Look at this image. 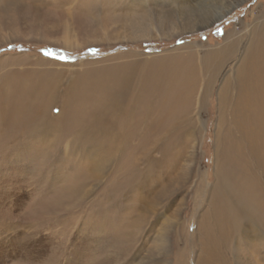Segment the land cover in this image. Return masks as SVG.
I'll return each mask as SVG.
<instances>
[{
  "label": "rangeland",
  "instance_id": "rangeland-1",
  "mask_svg": "<svg viewBox=\"0 0 264 264\" xmlns=\"http://www.w3.org/2000/svg\"><path fill=\"white\" fill-rule=\"evenodd\" d=\"M186 1L72 0L58 9L55 0H0L16 22L24 18L14 28L0 21V264H264V231L258 239L244 230L225 237L204 230L214 222L206 213L216 182L219 93L264 22V0H227L232 8L226 0H189L203 11L230 9L192 30L179 14ZM47 15L52 22L29 27ZM56 24L60 31L49 34ZM230 46L215 76L202 69L204 59ZM192 57L195 65L187 66L202 80L192 106L186 98L162 104V95L151 102L139 94L146 81L153 91L165 83L174 61ZM103 84L138 94L141 104L126 111L125 91L108 113ZM186 138L193 148L175 157L180 164L174 160L180 177L187 169L186 181L172 172L175 181L157 202L141 195L139 171L117 172L122 158L145 169L148 140ZM157 142L151 155L160 179ZM112 146L119 155L105 152ZM130 181L139 184L125 189Z\"/></svg>",
  "mask_w": 264,
  "mask_h": 264
},
{
  "label": "bare ground",
  "instance_id": "bare-ground-1",
  "mask_svg": "<svg viewBox=\"0 0 264 264\" xmlns=\"http://www.w3.org/2000/svg\"><path fill=\"white\" fill-rule=\"evenodd\" d=\"M208 1L217 2L218 0H206V2ZM7 2L9 3V1H6V3ZM71 2L72 0H70L68 3H66L64 0H55V3L58 4L56 6L54 2L53 4L55 7L59 9L62 5L70 4ZM183 3L186 4L181 3L179 14L181 16L183 15L182 17L185 19V24L190 26L191 30L195 29L196 26L199 28L201 25H205L206 23H210L214 20H218L219 18H222L226 14V12L230 10V9L225 10V8L221 7L218 10L213 8H207L208 9L207 11L206 9L205 11H203V9L201 8L203 7V5L202 6L194 5L190 3L189 0ZM202 3L204 2L202 1ZM228 3L226 0V4ZM229 4L231 5V8L236 6V4L233 3H229ZM75 9H79V8H76L75 6ZM20 16L21 15L17 17ZM39 17L41 19H38ZM21 19L24 18H20V19L18 18V20ZM18 20L16 22V18L12 17V15L8 10L4 8H0V21L2 22L5 21L7 22L6 24L8 26L13 27L19 23ZM47 22H52L51 15L37 16V19H35L32 22H29L30 26L29 25L28 26L31 28L41 29V27H43V25ZM101 22L104 27L105 23L103 21ZM101 22L99 21V23ZM128 25L134 27L135 24L129 23ZM257 25L255 31L253 32V36L250 40L251 41L250 45L245 52V56L243 57L242 62L240 63L239 69L236 72L235 77L233 78L234 80L226 81L224 88H222L221 92L219 93V98H220V105L218 111L219 119H218L217 132H216L217 138L215 142V149L217 153L216 155L217 164L215 168L216 182L213 186V190H212L213 192L211 194V200H210L211 205L209 208L210 210L206 213V217L211 218V220H213L214 222L212 223V225L204 226V230L205 228L207 230L209 229L208 232H210V234H213V232H221L223 236L224 235L226 236L228 234L231 235V233L234 232V230L237 231L244 230L246 231L247 234L253 232L254 237L259 239V236L262 234V231H264V22L262 23L258 22ZM96 26L97 25L94 26L95 32L99 31V28H97ZM59 31H60V27H58L56 24V26L53 25L51 26V30L48 31V33L52 34V33H57ZM230 37L231 34L228 33L224 38L225 40L228 41ZM232 50H233V46H230V49L227 48L226 50H222L220 54L210 55L209 57L204 59L205 63L202 69L210 73L212 76H215L217 70H219L218 68L223 63V60H225V58L229 54L230 55L232 54ZM174 62H176L177 65L171 66L169 64L170 69H168L169 72H167L166 74L168 76L166 78L163 77L162 79L165 81V83L157 84L156 87L154 86L155 91H153L151 88L149 89V85H147V81H146L144 82L145 86H143L142 89L143 92L139 94L140 95L143 94L146 97L148 96V99H150L151 102L154 100L152 99V97L155 98L156 96L159 97V95H162L165 98L163 100H159V103L162 104L167 103V100L169 102L171 100L169 97L171 96H174L178 99L186 98L188 100L186 105L192 106L195 101V93L200 87V82L202 81L200 80L201 78H200L199 69L197 70L196 66H194L195 60L193 59V57L190 59L183 58V60H177ZM189 62H193L194 65L187 66ZM166 64L168 65V63ZM124 82L126 87L127 84L128 86L130 85L129 82L128 83L126 81ZM209 85L210 84L207 83L206 81L201 100L205 99V96L208 93ZM102 86L103 87L101 89V92L102 94H104V97L106 98L104 99L105 100L104 107L105 110L108 113H110V108L115 109L119 107L121 101L119 100L120 99L119 97L122 96L121 94L125 95L127 91L125 90L126 92L124 91L125 92L124 93L121 89V86L119 85H118V89L112 86L109 88V90L107 89L106 84H103ZM183 90L185 92L181 93ZM165 94H167L168 97ZM127 95L130 94L127 93ZM136 95L135 96L130 95L131 98L129 99L130 105H128L129 108L127 107L126 111L128 110L133 111L135 110V105L138 106L141 104V101L137 99ZM108 96L111 98L109 99ZM156 101L157 100H155L154 102ZM153 134L155 133L153 132ZM189 134H193V129ZM188 139L189 138H186L185 141L166 139V140H156V141L148 140V142H145L146 146L144 148L142 146V148L145 151L144 150L142 151L143 154L141 156L142 158L140 159L141 161H144L140 166H143V164L146 165L145 169L143 170H141V168L138 170L136 167L131 166L129 164L130 162L129 160L131 159L127 160L122 158L123 159L122 160L120 158L121 160L119 161V165L118 166L115 165L118 168L117 172L118 171L121 172L128 169V171L130 170L128 174H133V176L137 173V171H139L140 174H142V179L140 180L141 183L140 184L138 183L139 185L135 184L137 177L139 178L138 176L139 174H138L134 179L135 182L133 181L125 182L124 188L130 190L131 187L134 188V186L138 185V188L141 187L140 189L142 192L141 195H143L146 198L145 199L146 201L147 200L150 202L159 201L158 199L166 195V192L164 193L163 190H167L168 184L169 183L171 184L170 181L172 182L175 181L173 180V178L170 179V176L172 172L175 171L174 169L177 168L178 164H180L181 162L176 160L175 157L179 155V153L184 154L186 148L187 149L193 148L194 145L193 142L191 145V143L188 142L189 141ZM157 141L163 142L162 146L161 147L159 146L160 147L159 154L162 155V157L159 156V158L161 159L156 160L158 162V164L156 163L157 166H160L161 163L163 164V167L162 168L160 167L161 169L160 176H162V178L160 179H157V175L155 173V168L153 164L155 163V159H153L151 155L152 150L155 148V145L158 143ZM109 147L106 148L105 150L106 153L107 152L112 153L113 155L120 154L118 146L115 148H113L112 146L111 149H109ZM157 150H155L154 152H157ZM88 155L91 156L92 154H88ZM116 159L118 160V158ZM140 160L139 162H141ZM174 160L179 162L177 164V167L174 166ZM96 164L98 165V163ZM97 165L96 167H98ZM182 173L183 175L182 177H180V173L178 171H175L174 177L177 180L180 179L181 181L185 182L186 181L185 177L189 173L186 168L181 172V174ZM163 181L168 183L167 185L159 189L160 188L159 186H161ZM157 189L159 193L157 192ZM263 239H264V235H263ZM216 244H218L217 241H214L213 245ZM211 259L213 258L210 257L209 261ZM202 261L204 262V260ZM209 261L208 263H210Z\"/></svg>",
  "mask_w": 264,
  "mask_h": 264
}]
</instances>
